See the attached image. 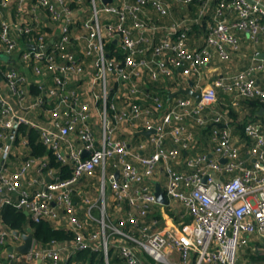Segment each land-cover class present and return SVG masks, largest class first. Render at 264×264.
<instances>
[{"label": "built area", "instance_id": "2783aa9c", "mask_svg": "<svg viewBox=\"0 0 264 264\" xmlns=\"http://www.w3.org/2000/svg\"><path fill=\"white\" fill-rule=\"evenodd\" d=\"M241 33L264 41V0H0V207L72 232L5 248L0 264H91L82 251L100 264H237L264 240V119L237 139L227 106L208 111L219 90L235 107L264 102L259 50L243 69L209 71L239 52ZM189 82L199 101L169 97ZM205 127L211 151L197 150ZM13 231L0 229V245L21 239Z\"/></svg>", "mask_w": 264, "mask_h": 264}, {"label": "trees", "instance_id": "16d2710c", "mask_svg": "<svg viewBox=\"0 0 264 264\" xmlns=\"http://www.w3.org/2000/svg\"><path fill=\"white\" fill-rule=\"evenodd\" d=\"M261 107H264V102L260 101V99L258 98L241 99L239 100L238 107H235L231 104L227 105L228 115L232 118L231 125L234 124L237 132L241 137H243V139H246L243 134V126L247 121L256 120L259 118L264 119V115L258 114V111ZM240 111H244V114L240 113ZM208 128L209 127H205L204 130L208 132ZM18 130L23 135L27 136L29 146L32 149L31 152L33 154L40 155L45 152L46 149L38 139V132L35 129L28 128L26 125H21L19 126ZM52 163L56 165L54 161H52ZM68 175L69 169L67 166H65L63 168V176ZM0 219L3 224L10 230H18L24 232L28 227H30L34 238L42 243H47L52 239L62 240L72 237V232L67 231L63 228H55L50 222L46 220H42L39 222L31 221L29 216L25 214L23 210L17 209L11 204H4L1 207ZM78 257L82 259H86L89 257L91 259V264H100L101 261L100 255L98 253H91L89 251L79 252Z\"/></svg>", "mask_w": 264, "mask_h": 264}, {"label": "crops", "instance_id": "0c3cea01", "mask_svg": "<svg viewBox=\"0 0 264 264\" xmlns=\"http://www.w3.org/2000/svg\"><path fill=\"white\" fill-rule=\"evenodd\" d=\"M255 50H259L260 52H264V41H261L260 43H258L257 45H252L249 40H248V37L245 33H241V37H240V50L238 53H235L232 55V58L230 61L228 62H215V63H212L210 65V69L209 71L211 72V75L214 77L216 74L215 72H218V73H225L227 71H236V70H239V69H243L244 67H246L250 62H251V57L253 55V52ZM216 68H218L216 71H214ZM258 83L261 87H264V73H261L258 75ZM162 91H164V89L162 88V86L160 87ZM222 91H218V95H219V103L217 106H214L213 104H211V106H209V109L208 111L210 110H213V109H217V108H222L224 106H227V104H229L230 102V99L224 95V94H221ZM122 102H118V105H121ZM244 111H240V113L244 114L243 113ZM94 121L96 122L97 121V118L96 116L94 117ZM233 125V134L235 135V137L238 139V137H241L239 135V133L237 132L234 124ZM128 130V129H127ZM198 147H197V150H204V151H211L212 149V145L209 143V140H208V132L206 130H201V129H198ZM123 137L127 138L129 141L133 142V143H138L142 137V135H139L137 134V132L135 133H130L129 135L128 134H125L123 133ZM75 140V143L78 145V141H77V138H74ZM11 161L13 164H15L18 159H17V156L16 155H13L11 157ZM90 181H95L94 179H82V181L79 183L78 185V188L81 192H90L93 194V196L96 195V193L89 187L86 186V184ZM74 200L75 202L77 203V205L79 206V215L80 217L83 216V213H84V210H85V207L86 205L82 202V198L81 196L75 194L74 195ZM1 209V207H0ZM63 221H65V219H63ZM64 224V222H63ZM63 227V226H62ZM2 228H6V226L3 224V222L1 221L0 219V229ZM25 232V231H24ZM22 243V239H13V238H10L7 240V243H6V246L4 247L3 245H0V259H3V255H4V250L5 248H8L9 246H17L19 244ZM264 247V240L262 239H253L246 247L245 250L241 251L239 253V259L238 261L240 262L243 258V255L242 254H245V253H248L249 255L253 253V250H257V248L259 247ZM4 264H18L17 262H11V263H8L7 261L4 262Z\"/></svg>", "mask_w": 264, "mask_h": 264}, {"label": "water", "instance_id": "95a60500", "mask_svg": "<svg viewBox=\"0 0 264 264\" xmlns=\"http://www.w3.org/2000/svg\"><path fill=\"white\" fill-rule=\"evenodd\" d=\"M104 2L107 1H111V0H103ZM252 1V0H249ZM51 43V41L49 42V44ZM260 58L264 59V52H261L259 55ZM0 59H4L7 60L8 56H5L4 54L0 53ZM176 94H184V95H191L193 97H195V99L197 101H199L201 99V95L199 92L194 91L192 89V82H189V86L186 88H180L178 89L176 92L170 93L169 97L174 96ZM259 115H264V107H261L258 111ZM154 130H146V131H141L137 134H143L145 136H148L150 133H152ZM84 154H87L86 152H84ZM222 162L225 161V159H221ZM155 195L157 198V201L163 204H166L168 202L167 198L164 195L163 189L160 185L159 182L155 183ZM25 214H28L27 211H24ZM15 235L20 236L22 239V243L17 245V246H9L8 249L10 251H16L18 253L24 254L26 252H28L30 250L31 244H32V240H33V233L31 231V228L28 227L26 233H20L18 230H14L13 231Z\"/></svg>", "mask_w": 264, "mask_h": 264}, {"label": "rangeland", "instance_id": "374dc122", "mask_svg": "<svg viewBox=\"0 0 264 264\" xmlns=\"http://www.w3.org/2000/svg\"><path fill=\"white\" fill-rule=\"evenodd\" d=\"M111 193L110 185L107 186V194ZM95 212V210H94ZM97 213V212H96ZM246 248H242L239 253ZM243 258L237 264H264V247H259L257 250H253V253L249 255L248 253L242 254ZM254 255V257H253Z\"/></svg>", "mask_w": 264, "mask_h": 264}]
</instances>
